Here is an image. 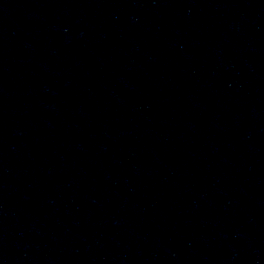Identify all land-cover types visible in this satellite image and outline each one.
<instances>
[{"label": "water", "instance_id": "obj_1", "mask_svg": "<svg viewBox=\"0 0 264 264\" xmlns=\"http://www.w3.org/2000/svg\"><path fill=\"white\" fill-rule=\"evenodd\" d=\"M8 0H0V54L3 41V34L6 22Z\"/></svg>", "mask_w": 264, "mask_h": 264}]
</instances>
